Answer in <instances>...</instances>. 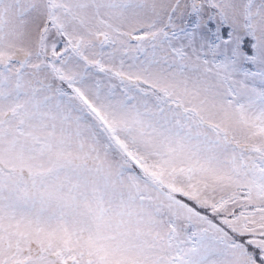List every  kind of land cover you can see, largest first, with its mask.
I'll list each match as a JSON object with an SVG mask.
<instances>
[{"label": "snow or ice", "instance_id": "1", "mask_svg": "<svg viewBox=\"0 0 264 264\" xmlns=\"http://www.w3.org/2000/svg\"><path fill=\"white\" fill-rule=\"evenodd\" d=\"M0 264H264V0H0Z\"/></svg>", "mask_w": 264, "mask_h": 264}]
</instances>
